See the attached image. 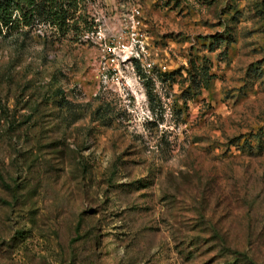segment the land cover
Returning a JSON list of instances; mask_svg holds the SVG:
<instances>
[{
	"label": "rangeland",
	"instance_id": "rangeland-1",
	"mask_svg": "<svg viewBox=\"0 0 264 264\" xmlns=\"http://www.w3.org/2000/svg\"><path fill=\"white\" fill-rule=\"evenodd\" d=\"M85 1L0 37V264H264V0Z\"/></svg>",
	"mask_w": 264,
	"mask_h": 264
},
{
	"label": "trees",
	"instance_id": "trees-1",
	"mask_svg": "<svg viewBox=\"0 0 264 264\" xmlns=\"http://www.w3.org/2000/svg\"><path fill=\"white\" fill-rule=\"evenodd\" d=\"M85 0H0V37L10 36L13 33H29L39 25L49 27L53 38L82 35L84 32L95 29V24L88 19ZM216 43H219L216 41ZM201 80H206L201 76ZM62 92H56L61 97ZM60 107L68 111L61 99L56 100ZM261 137V136H260ZM229 257L247 255L235 250Z\"/></svg>",
	"mask_w": 264,
	"mask_h": 264
},
{
	"label": "built area",
	"instance_id": "built-area-1",
	"mask_svg": "<svg viewBox=\"0 0 264 264\" xmlns=\"http://www.w3.org/2000/svg\"><path fill=\"white\" fill-rule=\"evenodd\" d=\"M140 14V12H139V10H137L136 8H133L132 9V11H131V16H130V18H131V21L133 22V23H135V24H138V21H136V18H137V16ZM113 43H115L114 45H113ZM110 45H113V46H107V48H108V50H110L111 52H112V48L113 49H118L119 51H121V52H125V51H127V45H125V44H123L120 40H117V41H112L111 43H110ZM136 48V49H135ZM131 49H133V50H136V51H138V50H140L141 52L143 51V46L140 44L139 45V43H135L134 45H133V48H131ZM135 52V51H134Z\"/></svg>",
	"mask_w": 264,
	"mask_h": 264
}]
</instances>
